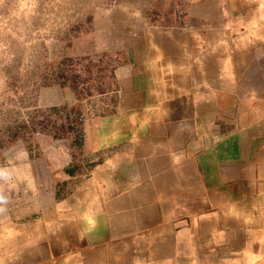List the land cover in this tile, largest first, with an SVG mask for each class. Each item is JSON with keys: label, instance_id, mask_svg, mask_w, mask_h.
Listing matches in <instances>:
<instances>
[{"label": "crops", "instance_id": "1", "mask_svg": "<svg viewBox=\"0 0 264 264\" xmlns=\"http://www.w3.org/2000/svg\"><path fill=\"white\" fill-rule=\"evenodd\" d=\"M130 1L111 13L113 99L77 152H1L0 264H264V0L175 24Z\"/></svg>", "mask_w": 264, "mask_h": 264}, {"label": "rangeland", "instance_id": "2", "mask_svg": "<svg viewBox=\"0 0 264 264\" xmlns=\"http://www.w3.org/2000/svg\"><path fill=\"white\" fill-rule=\"evenodd\" d=\"M236 1L152 0L147 14L160 24H175L187 18L195 3L206 2L209 18H216L215 3L226 7ZM120 2L132 3L0 0V158L17 139L33 151L41 143L67 142L71 153L77 152L88 107L103 111L106 98L113 99L117 59L111 13ZM51 86L66 88L76 102L39 105L41 89Z\"/></svg>", "mask_w": 264, "mask_h": 264}]
</instances>
